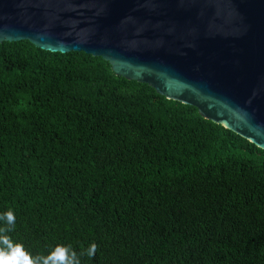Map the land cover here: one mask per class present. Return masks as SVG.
<instances>
[{"label":"trees","instance_id":"trees-1","mask_svg":"<svg viewBox=\"0 0 264 264\" xmlns=\"http://www.w3.org/2000/svg\"><path fill=\"white\" fill-rule=\"evenodd\" d=\"M0 264H264V151L100 57L3 42Z\"/></svg>","mask_w":264,"mask_h":264},{"label":"water","instance_id":"water-1","mask_svg":"<svg viewBox=\"0 0 264 264\" xmlns=\"http://www.w3.org/2000/svg\"><path fill=\"white\" fill-rule=\"evenodd\" d=\"M83 52L264 151V0H0V44Z\"/></svg>","mask_w":264,"mask_h":264}]
</instances>
